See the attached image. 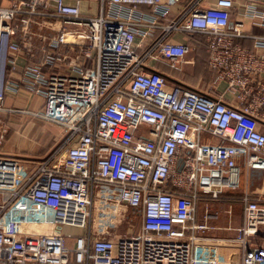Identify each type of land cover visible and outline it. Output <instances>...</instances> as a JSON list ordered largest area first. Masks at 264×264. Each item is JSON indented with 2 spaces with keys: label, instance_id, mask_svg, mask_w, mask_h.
Instances as JSON below:
<instances>
[{
  "label": "built area",
  "instance_id": "built-area-1",
  "mask_svg": "<svg viewBox=\"0 0 264 264\" xmlns=\"http://www.w3.org/2000/svg\"><path fill=\"white\" fill-rule=\"evenodd\" d=\"M205 1L101 0L92 16L81 0L0 6V113L19 90L10 78L20 51L14 23L27 35L42 17L53 34L44 61L27 65L21 80L44 99L34 115L66 130L63 153L53 151L31 171L0 152V264H226L203 233L216 214L206 208L200 222L199 207L206 196L239 189L243 167L264 169L257 119L264 82L251 103L232 107L168 87L161 72L147 69L149 58L175 65L188 53L172 41L175 33H202L210 66L232 86L245 88L264 70V59L236 43L247 35L230 27L236 0ZM253 7L246 16L264 25V10ZM251 37L264 49V35ZM243 205V224L229 228V241L242 248L241 264H264V245L253 243L264 204L245 194ZM129 210L141 225L120 233ZM65 226L82 230L73 245Z\"/></svg>",
  "mask_w": 264,
  "mask_h": 264
},
{
  "label": "crops",
  "instance_id": "crops-1",
  "mask_svg": "<svg viewBox=\"0 0 264 264\" xmlns=\"http://www.w3.org/2000/svg\"><path fill=\"white\" fill-rule=\"evenodd\" d=\"M15 1L17 0H0V6L9 7ZM76 1L66 0L70 4ZM212 1L214 0H206L202 5L208 6ZM253 6L256 9L264 10V0H236L230 27L235 29L238 26L247 34L245 37L237 38L236 43L253 52L258 58L264 59V49L256 47L255 41L251 37V35H264V25L261 24L260 19H250L246 16L249 8H254ZM80 8L84 15H98L102 10V2L101 0H81ZM140 9L147 11L148 7L140 6ZM14 24L18 28L14 39L19 42L20 51L15 55L16 65L10 72V78L15 85L19 86V90L17 94L9 93L7 95L5 101L7 110L1 114L12 113L20 109H30L34 114L43 106L44 99L28 91L21 79L27 65L44 61L46 55L44 44L47 37L51 38L53 33L48 29V25L42 17L33 22L27 35L22 31L21 22L16 21ZM172 41L184 43L189 47L188 53L175 65L164 58H149L147 60V69L161 72L167 79L168 87H173L176 84L182 85L221 99L232 107H242L255 99L259 83L264 82V70L251 74L245 88L234 87L228 78L221 76L219 70L210 66L207 37L204 34L175 33L172 36ZM87 65H94V61L89 60ZM62 69L60 68V70ZM45 70H49V67H45ZM40 104H42L41 107H39ZM257 119L260 130L264 132V106L258 108ZM205 142L217 144L220 140L214 136H205ZM0 152L5 153L1 150ZM245 194L264 204V169L243 167L239 189L226 190L217 199L206 196L202 199L199 207L198 220L200 222L204 221L206 208L216 214V218L208 221L209 229L203 233L215 239L214 241L220 246L222 259L226 264H241L243 250L239 245L229 241V228L243 224V197ZM253 243L254 245H264V225L259 228Z\"/></svg>",
  "mask_w": 264,
  "mask_h": 264
},
{
  "label": "rangeland",
  "instance_id": "rangeland-1",
  "mask_svg": "<svg viewBox=\"0 0 264 264\" xmlns=\"http://www.w3.org/2000/svg\"><path fill=\"white\" fill-rule=\"evenodd\" d=\"M31 111L20 109L12 113H0V150L17 155L27 171L34 169L40 159L55 150L61 155L66 136L64 128L43 120ZM129 215L130 218L120 226V233H132L141 225L135 212L129 210ZM62 231L65 235H70L67 239L72 245L76 236L82 233L80 228L69 226L63 227Z\"/></svg>",
  "mask_w": 264,
  "mask_h": 264
},
{
  "label": "water",
  "instance_id": "water-1",
  "mask_svg": "<svg viewBox=\"0 0 264 264\" xmlns=\"http://www.w3.org/2000/svg\"><path fill=\"white\" fill-rule=\"evenodd\" d=\"M37 226H34V228H36Z\"/></svg>",
  "mask_w": 264,
  "mask_h": 264
}]
</instances>
